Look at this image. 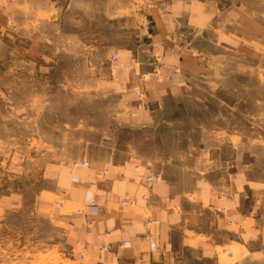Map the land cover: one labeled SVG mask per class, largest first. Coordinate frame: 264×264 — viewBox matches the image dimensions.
<instances>
[{
	"label": "crops",
	"instance_id": "crops-1",
	"mask_svg": "<svg viewBox=\"0 0 264 264\" xmlns=\"http://www.w3.org/2000/svg\"><path fill=\"white\" fill-rule=\"evenodd\" d=\"M260 8L264 0H153L150 6L146 0H0V36L6 29L11 54L24 59L27 74L50 73L57 55L90 53L88 83L61 79L57 85L90 84L92 92L76 102L86 100L91 110L38 118L49 150L83 144L77 146L83 154L46 162L55 183L46 195L61 206L56 216L85 260L154 264L186 250L237 264L264 249V130L256 116L245 128L241 112L226 111L242 108V101L205 98L211 84L215 94L242 91L236 78L258 72L264 60ZM111 19L122 28L134 25L124 46L114 47L106 34ZM68 119L82 121L72 126ZM85 126L95 139L83 136ZM167 128L169 152L159 148ZM118 130L126 131L125 139ZM84 159L87 165L72 166ZM155 173L159 180L149 183L146 177ZM126 199L131 202L122 203Z\"/></svg>",
	"mask_w": 264,
	"mask_h": 264
},
{
	"label": "rangeland",
	"instance_id": "rangeland-1",
	"mask_svg": "<svg viewBox=\"0 0 264 264\" xmlns=\"http://www.w3.org/2000/svg\"><path fill=\"white\" fill-rule=\"evenodd\" d=\"M252 3H255V0H252ZM259 15L264 18L263 8H260ZM77 20L80 35L81 33L85 35L87 33L85 16L80 15ZM98 22L103 24L101 19ZM120 22L111 19L109 24L111 29L105 30L106 34L110 35L114 47L124 46L128 41L125 39L130 37L129 31H132L131 33L134 31V25L132 29L130 27L126 29L122 28L123 24ZM3 32L0 36V264H95L85 260L73 248L70 240L71 231L60 223L56 216L60 210L62 211L61 206H56L46 195V191L55 187V183L52 184L48 177L46 162L66 153L83 154V151H78V147L83 144L73 143L76 149L73 148L69 152L55 149L62 144H55L53 149L49 150L46 137L43 131L39 130L42 121L38 120L44 113L64 111L78 115L80 111L84 110L86 113L91 110V104L86 100H83L82 104L76 102V96L83 95V99H86L84 95L90 94L93 90L91 85L82 84L80 87L66 83L75 79L88 83L94 76L89 70L90 53L87 48H81L86 51H82L79 58L72 59L67 54L57 55L53 59L58 63L50 73L27 74L24 71L26 68L24 59L15 58L11 54L13 44L7 42L5 34L7 30ZM120 38L123 45L119 41ZM86 40V37L80 38L82 43ZM100 60V66L104 70L106 65L102 58ZM73 66L75 68L79 66L80 69L73 70ZM256 68L258 72L253 76L244 74L236 78V83L244 85L242 91L215 94L213 93L215 85L211 84L212 91L205 95V98L207 102L212 103L219 100L242 101V108L226 111L241 112L246 117L245 128L252 126L250 117L256 116L260 120L258 124L264 130V60ZM61 79L66 80L65 87L57 85V81ZM228 83L233 84V79ZM63 98L66 99L65 102ZM29 113H32L31 123L27 121ZM16 115H19L21 123L15 119ZM169 117L171 120V114ZM34 118H37L36 122ZM87 118L83 119L86 122L91 121ZM184 120L186 122L188 119ZM68 121L75 126L77 121L82 120ZM72 126L67 128L71 138L72 131L76 133ZM87 127L84 128L83 136L95 139V135L89 133L91 129ZM169 131L170 129H165V143L159 146L166 152L174 149L171 144L173 135ZM81 133L82 131H79V134ZM132 133L134 134L133 131H128L129 135ZM116 134L121 139L126 137L124 130H118ZM83 136L80 135L81 138ZM85 152L94 156L98 153L92 149H86ZM154 264L216 263L214 259L199 257L185 250L176 257L168 256ZM237 264H264V249Z\"/></svg>",
	"mask_w": 264,
	"mask_h": 264
},
{
	"label": "built area",
	"instance_id": "built-area-1",
	"mask_svg": "<svg viewBox=\"0 0 264 264\" xmlns=\"http://www.w3.org/2000/svg\"><path fill=\"white\" fill-rule=\"evenodd\" d=\"M153 4V0H146V6H150ZM162 10L163 11H167L168 8L166 5H163L161 6ZM117 61V57L115 55H112L111 56V59H110V62L113 64ZM114 69V67H113ZM88 164V161L87 160H82V161H79V162H72V166H85ZM160 178V173H155L154 175H149L148 177H146L147 180H149V183H152V182H157ZM131 201L129 199H126V200H123L122 203H125V204H129ZM91 207H92V210L94 211L95 207H96V203L94 201H90L89 202ZM145 238L147 239L148 237L145 236Z\"/></svg>",
	"mask_w": 264,
	"mask_h": 264
}]
</instances>
